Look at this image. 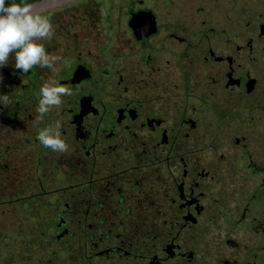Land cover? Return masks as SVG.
Here are the masks:
<instances>
[{
	"label": "flooded vegetation",
	"instance_id": "flooded-vegetation-1",
	"mask_svg": "<svg viewBox=\"0 0 264 264\" xmlns=\"http://www.w3.org/2000/svg\"><path fill=\"white\" fill-rule=\"evenodd\" d=\"M45 13L46 48L63 62L22 74L10 56L0 68L9 262L264 264V12L79 0ZM52 79L72 95L40 127L59 122L65 152L36 138Z\"/></svg>",
	"mask_w": 264,
	"mask_h": 264
},
{
	"label": "clouds",
	"instance_id": "clouds-1",
	"mask_svg": "<svg viewBox=\"0 0 264 264\" xmlns=\"http://www.w3.org/2000/svg\"><path fill=\"white\" fill-rule=\"evenodd\" d=\"M55 35L51 15L35 10L30 0H0V68L5 66L10 56L14 67L22 74L34 68L53 71L63 62V57L53 54L45 42ZM2 79V77H0ZM72 89L52 79L41 84L35 108L34 123L37 125L36 138L46 149L65 152L68 144L61 135V124L40 127L45 115L71 96ZM11 97L0 93V105L7 106Z\"/></svg>",
	"mask_w": 264,
	"mask_h": 264
},
{
	"label": "rangeland",
	"instance_id": "rangeland-1",
	"mask_svg": "<svg viewBox=\"0 0 264 264\" xmlns=\"http://www.w3.org/2000/svg\"><path fill=\"white\" fill-rule=\"evenodd\" d=\"M243 1L246 2L248 4V6H249V4H252V6L257 11H259V13L264 12V0H242V2ZM254 16H256L257 18L261 17V16L256 15V14H254ZM248 17H250V16H248ZM248 17L246 19H242V21H241L242 25L246 24V22L249 21ZM38 235H40V234H38ZM18 238H20V236H18ZM19 241L20 240H18V242ZM11 242H12V237L6 233L1 232V234H0V264H5L6 262L11 264V262H9V259H10L9 251L7 250V253H6V250H5L8 248L9 245H12ZM49 253H51V252H49ZM53 259H55V258H53Z\"/></svg>",
	"mask_w": 264,
	"mask_h": 264
},
{
	"label": "water",
	"instance_id": "water-1",
	"mask_svg": "<svg viewBox=\"0 0 264 264\" xmlns=\"http://www.w3.org/2000/svg\"><path fill=\"white\" fill-rule=\"evenodd\" d=\"M77 1L79 0H35L31 3L34 4L36 11L45 13L49 10L56 9L68 3H73Z\"/></svg>",
	"mask_w": 264,
	"mask_h": 264
},
{
	"label": "trees",
	"instance_id": "trees-1",
	"mask_svg": "<svg viewBox=\"0 0 264 264\" xmlns=\"http://www.w3.org/2000/svg\"><path fill=\"white\" fill-rule=\"evenodd\" d=\"M32 1H35V0H30V2H32Z\"/></svg>",
	"mask_w": 264,
	"mask_h": 264
}]
</instances>
